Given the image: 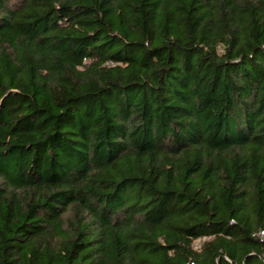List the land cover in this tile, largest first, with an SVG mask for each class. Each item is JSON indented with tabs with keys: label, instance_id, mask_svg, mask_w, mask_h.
Here are the masks:
<instances>
[{
	"label": "trees",
	"instance_id": "obj_1",
	"mask_svg": "<svg viewBox=\"0 0 264 264\" xmlns=\"http://www.w3.org/2000/svg\"><path fill=\"white\" fill-rule=\"evenodd\" d=\"M264 0H0V264H264Z\"/></svg>",
	"mask_w": 264,
	"mask_h": 264
},
{
	"label": "built area",
	"instance_id": "obj_2",
	"mask_svg": "<svg viewBox=\"0 0 264 264\" xmlns=\"http://www.w3.org/2000/svg\"><path fill=\"white\" fill-rule=\"evenodd\" d=\"M258 236L261 237V239L264 241V232L263 231L259 232Z\"/></svg>",
	"mask_w": 264,
	"mask_h": 264
}]
</instances>
